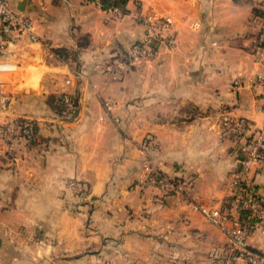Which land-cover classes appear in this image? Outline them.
<instances>
[{
  "label": "crops",
  "instance_id": "0c3cea01",
  "mask_svg": "<svg viewBox=\"0 0 264 264\" xmlns=\"http://www.w3.org/2000/svg\"><path fill=\"white\" fill-rule=\"evenodd\" d=\"M94 1L11 0L36 39L0 53V264H245L192 206L232 193L242 142L221 115L264 127L257 0H128L122 19ZM150 12L171 17L172 47L117 67ZM16 118L33 122L35 140L6 141ZM145 165L183 189L142 188ZM253 170L264 196V161ZM247 245L264 256V229Z\"/></svg>",
  "mask_w": 264,
  "mask_h": 264
},
{
  "label": "built area",
  "instance_id": "2783aa9c",
  "mask_svg": "<svg viewBox=\"0 0 264 264\" xmlns=\"http://www.w3.org/2000/svg\"><path fill=\"white\" fill-rule=\"evenodd\" d=\"M103 1H107V4ZM122 1L125 3L121 4ZM127 1L95 0L94 3L110 19H122L126 15ZM257 2L262 11L256 44L257 51L260 52L264 49V0H257ZM139 21L144 27L143 36L134 41L117 61L119 68L123 69L127 65L153 60L161 46L172 47L173 45L175 30L170 16L150 12L139 17ZM23 38L32 41L36 39L32 18L23 11L15 9L11 0H0V53H3L10 45L22 41ZM255 61H259L258 54ZM262 65L264 69V64ZM253 87L261 90L264 107V72L257 75ZM5 88L4 84H0L2 109H7L9 102ZM62 99L67 108H73L74 103L68 96H63ZM104 106L110 110L111 103L106 101ZM221 122L242 142L240 144L241 157L230 184L232 193L230 199L221 206L208 207L193 204L192 209L227 234L232 250L231 261L241 259L245 264H259L264 256L247 245V237L255 227L264 229V196L258 193L251 181L253 169L264 161V127H255L245 119L233 118L229 113L221 115ZM3 125L4 138L10 145L20 139L32 141L36 138L35 127L30 120L16 118ZM78 183L73 180L69 182V185L76 187ZM137 184L142 188H154L162 195L178 193L183 189L180 181L164 174L152 165L143 167Z\"/></svg>",
  "mask_w": 264,
  "mask_h": 264
},
{
  "label": "trees",
  "instance_id": "16d2710c",
  "mask_svg": "<svg viewBox=\"0 0 264 264\" xmlns=\"http://www.w3.org/2000/svg\"><path fill=\"white\" fill-rule=\"evenodd\" d=\"M103 2H104V4H107V1H103ZM119 3H120V2H119ZM124 3H125L124 1L121 2V4H124ZM261 13H262V12H261ZM54 106H55L57 112L63 110V106H62V103H61V99H60V98L56 101V104H55ZM229 199H230V198H229ZM229 199H227V201H228ZM242 217H244V214H242Z\"/></svg>",
  "mask_w": 264,
  "mask_h": 264
},
{
  "label": "water",
  "instance_id": "95a60500",
  "mask_svg": "<svg viewBox=\"0 0 264 264\" xmlns=\"http://www.w3.org/2000/svg\"><path fill=\"white\" fill-rule=\"evenodd\" d=\"M21 8V7H20ZM22 10V8L20 9V11ZM133 43V42H132ZM132 43L128 46V48L126 49V51L129 49V47L132 45Z\"/></svg>",
  "mask_w": 264,
  "mask_h": 264
}]
</instances>
